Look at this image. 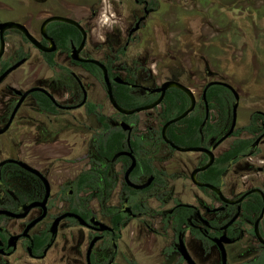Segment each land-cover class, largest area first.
<instances>
[{"label":"flooded vegetation","instance_id":"af4514ba","mask_svg":"<svg viewBox=\"0 0 264 264\" xmlns=\"http://www.w3.org/2000/svg\"><path fill=\"white\" fill-rule=\"evenodd\" d=\"M36 1L45 4L42 12H45L46 16L42 20L51 15L67 16L77 20L86 31L85 42L79 56L96 58L104 63L107 69H109L107 62L111 60L112 75L109 74L111 80L118 75L113 71V58L97 56L95 53L97 46L89 45L92 40L89 37L90 28L87 26L97 16V10L92 4L86 0L79 3L72 0ZM117 1L128 7L125 15L123 14L128 27L125 34H122L123 38L117 39L118 43L121 40L124 42L118 44L115 53L127 54L130 58L132 66L130 68L123 66L124 70H129L126 71L128 73L126 78L133 80L128 82L142 94H149L155 100L159 93L146 90L145 87L153 88L159 84L154 83L149 69L143 64L142 66L137 64L140 53L129 50V46L141 40L144 31L150 33L152 26H156L155 21L158 17L156 19L155 16H158L162 2ZM94 3H97V0ZM78 6L90 8L85 21H82L81 14L76 12ZM40 24L35 31L25 25L39 42L52 49L37 48L19 30L8 29L4 32L5 51L1 59L19 46L26 52L24 42L29 43L40 53L43 64L56 74L26 88L32 86L45 88L53 97L52 99L45 93L56 109L55 111L38 109L30 100L32 91L18 106L8 128L0 133L1 136L11 128L25 104L49 122L31 129L24 143L25 151L21 149L20 144V152L17 149L15 155L0 158V162L7 158L20 160L39 172L37 174L16 162L0 165V264H190L179 250L180 242L195 264H222L220 249L215 241L222 235L230 239L223 243L226 264H264V244L254 233L256 221L259 220V232L264 238V176L257 174L264 172V167L255 166L256 159L264 157V111L254 110L250 115L249 124L256 125L258 129L248 130L247 124L239 130L237 128L239 97L235 99L231 93L227 126L218 134L201 132L198 144L188 145L202 146L207 150L185 152L199 156L190 170L184 166L178 168L177 165L169 169L161 164L172 151H178L164 140H156L159 137V123L155 117L161 103L152 108L157 110L153 120L148 125H141L145 128L143 132L137 130L140 127L137 116L139 112L133 113L136 117H132L130 121L129 117L132 114H122L113 107L110 114H105L101 110L96 111L106 116L105 121L109 125L104 127L95 122L94 126L87 127L86 135H83L87 141L86 152L83 155L78 141L61 139L59 136L61 131L67 130L80 140L81 117L91 119L92 116L84 107V104L90 101L85 82L62 61L65 58L69 64L80 65L87 74L96 78L82 65L90 62H79L71 56L73 50L81 43L82 33L70 23L52 20L47 23L46 36H43ZM63 24L73 26L76 30H72L71 27L66 30L62 28ZM11 32L20 35V44L7 49L8 35ZM49 38L52 39L53 45ZM111 44L113 45L114 41L107 40V47ZM23 57H26V60L21 65L28 60V53L26 52ZM145 61L147 62V57L144 58V63ZM138 67H141L139 71ZM5 69L0 68V74ZM14 70L6 75L0 86ZM208 74L211 76L209 72ZM100 76L103 82L102 72ZM68 82H72V88H68ZM13 88L16 87L10 83L6 84V89L10 91L13 99L5 102L8 107V110H5L6 114L0 113V129L8 122L20 98ZM84 91L86 99L83 101ZM235 102L237 107L233 130L217 143L231 127ZM195 109L204 114L203 121L206 118L204 123L202 121L201 127L207 122L220 121V114L215 108L209 107L205 117V104L201 95L200 100L197 98ZM211 111H214V118L211 117ZM25 117L32 118L30 114ZM62 121L64 125L61 124ZM121 121L127 122L131 126V131L123 129ZM51 128L53 130H49ZM113 131H120L123 137L114 134ZM102 134L106 135L110 142L119 145L110 156L101 155L97 149ZM136 137L139 142L133 144ZM128 138L135 165L126 177L132 163L131 156L123 153L130 150ZM239 139H251L249 150L232 158L227 166L221 163L219 157ZM226 141H229L227 146L222 147ZM208 151L213 153V161L202 170L204 179L199 178L198 174L201 171L197 172L196 178L213 185L219 192L208 185H195L190 178V173L195 167L208 161ZM246 168L249 170L248 178L241 174L242 169ZM178 178L189 180L200 192L194 193L192 200L183 201L177 192ZM142 184L146 185L135 186ZM221 195L229 199V202L224 201ZM181 220L183 221L179 224ZM94 221H99L108 228L101 229ZM95 237V241L92 242Z\"/></svg>","mask_w":264,"mask_h":264},{"label":"rangeland","instance_id":"374dc122","mask_svg":"<svg viewBox=\"0 0 264 264\" xmlns=\"http://www.w3.org/2000/svg\"><path fill=\"white\" fill-rule=\"evenodd\" d=\"M72 1L83 2V0ZM86 1L97 10V16L87 26L90 28L89 37L92 40L89 45L97 46L95 49L97 56L104 58L111 56L113 71L126 78L128 76L126 71L129 70H124L123 66L128 68L132 66L130 58L127 54L115 53V48L124 42L121 40L118 43L117 39L123 38L122 34H125L128 27L123 17L127 5L117 0H107V4L105 0H97V3H94L96 0ZM160 2H162L161 10L157 13L158 16H155L156 19L158 17L157 20L155 19L156 26H152L150 33L144 31L141 40L129 46V50L140 53L137 64L139 66L143 64L150 70L155 84H160L165 79L178 80L191 87L199 100L203 85L208 80L229 82L239 94L237 128L242 130L250 123V115L254 110L264 111V15L253 12L251 18L247 16L245 10L247 6H253L255 9L264 7V0H218L217 6L220 5L221 8L218 7L216 10L212 8L214 0H207L206 4H202L201 0H161ZM44 5L43 2L36 0H0V20L20 21L35 31L42 18L46 16L45 12H42ZM107 5H111V12L107 13L110 18L111 13H115L114 23L104 24L101 21V13L106 11ZM89 11L90 8L86 6L76 8V12L81 14L82 21L88 17ZM107 40L114 41V44L107 47ZM17 44H20V35L11 32L8 35L6 48L11 49ZM215 44L218 47L213 50ZM24 46L29 55L28 60L14 70L0 86L2 115L8 110L5 102L13 99L10 91L6 89V84L10 83L18 89H26L30 85L39 84L45 78L56 76L43 64L40 53L34 47L25 42ZM145 57L147 62L144 63ZM62 61L82 77L87 87L88 99L99 103L100 110L110 114L113 108L106 95L102 79L87 74L80 65L69 64L65 58ZM139 68L141 67H138V71ZM29 107L25 104L11 128L0 136V158L15 155L17 149L19 152L21 149L25 151L24 143L31 129L38 125L49 124ZM156 113L157 110L153 109L137 113L141 127L137 130L143 132L145 128L141 125H148ZM29 114L32 118L25 117ZM211 115L212 118L215 117L214 111H211ZM129 118L131 121L132 117ZM81 120L80 140L67 130L61 131L59 136L61 139L78 141L84 155L87 142L83 136L87 131L85 125L94 126L95 122L85 116H82ZM61 124L64 125V121ZM228 142L222 144V147H226ZM20 144H22L21 149ZM198 158V154L172 151L161 164L167 168L177 165L178 168L184 166L185 169L190 170ZM251 163L253 165V161ZM255 166L264 167V157L256 159ZM247 169L241 171L246 178L249 174ZM257 174L264 176V172ZM177 192L183 201H190L194 193H199L200 190L189 180L178 178Z\"/></svg>","mask_w":264,"mask_h":264},{"label":"trees","instance_id":"16d2710c","mask_svg":"<svg viewBox=\"0 0 264 264\" xmlns=\"http://www.w3.org/2000/svg\"><path fill=\"white\" fill-rule=\"evenodd\" d=\"M217 1L218 0H214L213 2L214 4H212V8L215 10L218 7L221 8L220 5L217 6ZM206 2L207 0H201L202 4H206ZM245 10L247 16L251 18L253 17V12L258 13L259 15L263 13L264 15L263 12L264 7H261L260 9H255L253 8V6L252 7L247 6ZM68 27H71L72 30H76L73 26H70L68 24H63L62 28H65L67 30ZM216 47H218V45L215 44L213 45L212 49L216 50ZM24 55H26V52L24 51V48L22 46H19L18 48L10 51L4 58L0 60L1 70L5 69L13 61L23 57ZM110 61L111 60L107 62V65L109 68L108 69L109 74L112 75ZM82 65L86 70L91 72L96 78H101L100 76L101 71L98 66L90 63H83ZM133 74L135 75V73ZM126 80L129 82L133 81L128 78H126ZM129 82L121 83V82L112 81L113 95L116 101L122 107L133 108L136 106L149 103L154 99V97H152L149 94H142L135 86L131 85ZM67 86L68 88H72L73 87L72 82H68ZM206 95L209 101V107L215 108L218 114H220L221 117L220 121L217 123L207 122L203 127H201V123L204 119V114L199 109H195L186 117L168 126L166 134L174 143L181 146L195 145L198 144L199 142L201 132L202 133L210 132V134H218L219 132H221V130L224 127L227 126L230 115L231 91L226 86L220 84H214L208 87ZM30 100L41 111H55L56 109L54 103L43 92L33 91L30 94ZM188 103H189L188 97L184 92H182L178 88L172 87L166 90L165 96L159 106L158 115L155 117V119H157L159 123V130H158L159 137L156 140L163 141L160 135L161 125L166 120L181 113L188 106ZM84 107L87 110L88 114H92V116L90 117L94 122H96L97 124L100 123L104 127L109 125L108 122L105 121L106 116L104 114L98 113L100 112V108H101V105L99 103L88 101L84 104ZM131 117H136V114H132ZM124 118L126 119V116H124ZM85 127L87 128L88 126L85 125ZM246 129L256 130L258 129V127H256V125L254 124L253 125L249 124L248 126H246ZM113 133L120 137H123V133H121L120 131H113ZM138 142L139 139L138 137H136L135 140L133 141V144H137ZM115 143L116 142L114 143L110 142L109 138L106 135L102 134L100 136V142L97 145V149L101 155L110 156L115 149L119 148V145H116ZM250 143H251V139L235 140L234 143L231 145V147L227 151H225L219 157L218 160L221 163H225V165L227 166L228 162L232 158H234L238 154L247 152V150H249ZM217 165L218 164L216 163L215 166ZM198 175L201 180L204 179V171L199 172ZM182 221L183 220L179 221V224H181Z\"/></svg>","mask_w":264,"mask_h":264},{"label":"water","instance_id":"95a60500","mask_svg":"<svg viewBox=\"0 0 264 264\" xmlns=\"http://www.w3.org/2000/svg\"><path fill=\"white\" fill-rule=\"evenodd\" d=\"M52 20H58V21H63V22H66V23H70V24L74 25L75 27H77L81 31V33H82L81 43L79 44V46L75 50H73V52L71 53V56H72L73 59H75V60H77L79 62H90V63L98 66L101 69L103 82L105 84L106 94H107L108 100H109L111 106L115 110H117L118 112H120L122 114H125V115H130V114L137 113V112H140V111L152 109V108H154L155 106L159 105L162 102V100H163V98L165 96L166 90L169 89V88H172V87L178 88L179 90L184 92L186 94V96L188 97V100H189L188 106L181 113H179L178 115L166 120L163 123V125L161 127V136H162L163 140L167 144H169L172 148H174V149H176L178 151H182V152L207 151L202 146H181V145H178V144L174 143L166 134L167 128H168V126L170 124L181 120L182 118L186 117L190 112H192L195 109V106H196V103H197V97H196V94L194 93V91L191 89V87H189L186 84H184V83H182V82H180L178 80H175V79H166V80L162 81L159 85H157V86H155L153 88L145 87L146 90H149L151 92H158L159 93L158 97L155 100H153V101H151L149 103L140 105V106L133 107V108L122 107L116 101V99H115V97L113 95V92H112V81L121 82V83H128V81L124 80L119 75H115L112 78V80H111V78L109 76V73H108V69H107V67L105 66L104 63H102L100 60H98L96 58H86V57L79 56V51L81 50V48L83 47L84 42H85L86 31H85L84 27L77 20H74V19L69 18L67 16L51 15V16L43 19L41 24H40V32H41V34L43 36H46L45 27H46L47 23L52 21ZM8 29L19 30L33 45H35L39 49H42V50L52 49V47H50V48L46 47L41 42H39V40H37L32 35V33L29 31V29L27 28V26L25 24H23L21 22H18V21H13V20L0 21V59H1V57H2V55L4 53V51H5L4 32L6 30H8ZM49 39H50L51 45H53L54 43H53L52 39L51 38H49ZM25 60H26V57H23V58L19 59L18 61H16L15 63H13L8 68H6L0 74V82L6 77L7 74H9L12 70L16 69L17 67H19ZM214 84H220V85L226 86L231 91V93L234 95L235 99H238V97H239L238 92L236 91V89L229 82L224 81V80H217V79L209 80L208 82L205 83V85L203 87V90H202V93H201V99L203 100V102L205 104V112H206V116L205 117H207L208 110H209L208 100H207V97H206V92H207L208 87L211 86V85H214ZM13 90H14V92H16L17 94L20 95V98H19L16 106L14 107L11 115H10V118H9L8 122L5 124V126L3 128L0 129V133H2L3 131H5L8 128V126H9V124H10V122H11V120H12V118H13V116H14L17 108H18V106L20 105L22 100L25 98V96H27L32 91L44 92V93H46L48 96H50L53 99V97L49 94V92L45 88H43L42 86H32V87H30V88H28V89H26L24 91H21V90L16 89V88H13ZM85 99H86V93L84 91L83 101ZM236 107H237V102H235L234 106H233V121H232L231 127L221 138H219L217 143H219L223 139H225L231 133V131L233 130V127L235 125V109H236ZM205 120H206V118H205ZM205 120L203 121V123L205 122ZM120 125L123 127V129H127V130L131 131V126L127 122L121 121ZM127 142H128L130 150L129 151H125L123 153H127V154H129L131 156L132 163H131L129 169L127 170V172H126V177H127V174L129 172V170L132 169V167L135 165V158H134V156L131 153V144H130V139L129 138L127 139ZM208 154H209L208 161L206 163L198 166V167H195L190 173V178H191V181L195 185H198V186L208 185L211 188L216 189L219 192V190L217 188H215L213 185L204 183L202 181H199L196 178L197 172L204 170L205 168H207L212 163V161H213V153L211 151H208ZM6 162H16V163L22 165L23 167H25L27 169H30V170L34 171L35 173L39 174V172L36 171L35 169H32L31 167H29L28 165H26L22 161L17 160V159H13V158H7V159L2 160L0 162V165L4 164ZM145 185L146 184L135 185V186L136 187H144ZM221 197L223 198L224 201L229 202V199L225 198L222 195H221ZM30 206H28V207H30ZM4 212H8V211H4ZM8 213H10V212H8ZM258 221L259 220L256 221L255 228H254V233L256 234L258 239L264 244V238L261 236V234L259 232ZM94 222L99 224L101 229L108 228L107 225H105V224H103V223H101L99 221H94ZM13 237H16V236H13ZM95 239H96V237L93 238L92 242L95 241ZM229 240L230 239L227 238V237L225 238L224 235H222L221 237L215 239V241L217 242V244L219 246V249H220L221 258H222V264H226V251H225V247H224L223 243L224 242H228ZM179 250L181 251V254L183 255V257L190 264H195V262L191 259L189 253L185 249V246L183 245L182 242H180Z\"/></svg>","mask_w":264,"mask_h":264},{"label":"clouds","instance_id":"9594fccd","mask_svg":"<svg viewBox=\"0 0 264 264\" xmlns=\"http://www.w3.org/2000/svg\"><path fill=\"white\" fill-rule=\"evenodd\" d=\"M105 3L107 4V0H105ZM108 12H111V5H107L106 11L101 13V21L104 24H110L115 22V20L113 19L115 17V13L112 12L110 18V16L107 14ZM101 39H103V37H101Z\"/></svg>","mask_w":264,"mask_h":264}]
</instances>
